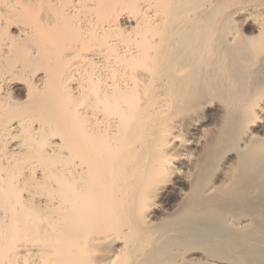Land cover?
Listing matches in <instances>:
<instances>
[{
	"label": "bare ground",
	"instance_id": "bare-ground-1",
	"mask_svg": "<svg viewBox=\"0 0 264 264\" xmlns=\"http://www.w3.org/2000/svg\"><path fill=\"white\" fill-rule=\"evenodd\" d=\"M0 264H264V0H0Z\"/></svg>",
	"mask_w": 264,
	"mask_h": 264
}]
</instances>
